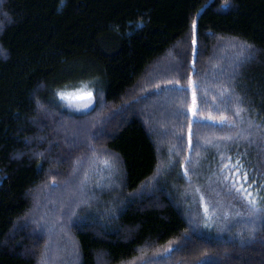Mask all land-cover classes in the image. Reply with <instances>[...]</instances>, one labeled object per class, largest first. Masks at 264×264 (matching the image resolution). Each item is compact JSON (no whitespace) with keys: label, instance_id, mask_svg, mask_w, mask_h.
I'll return each mask as SVG.
<instances>
[{"label":"trees","instance_id":"obj_1","mask_svg":"<svg viewBox=\"0 0 264 264\" xmlns=\"http://www.w3.org/2000/svg\"><path fill=\"white\" fill-rule=\"evenodd\" d=\"M226 39L250 54L236 66L240 56L220 61L209 80L207 65ZM170 52L182 59L177 70L148 79L141 94ZM192 79L198 114L210 118L189 114ZM80 86L95 104L72 118H95L88 157L104 173L83 176L97 183L99 206L112 208L79 212L75 264H264V215L223 225L199 201L188 209L179 197L192 189L207 131L234 139L242 166L254 167L252 145L264 141V0H0V264L44 263V235L25 220L36 190L69 169L47 179L60 147L47 152L45 111L61 113L60 94ZM135 100L155 101V112Z\"/></svg>","mask_w":264,"mask_h":264},{"label":"rangeland","instance_id":"obj_2","mask_svg":"<svg viewBox=\"0 0 264 264\" xmlns=\"http://www.w3.org/2000/svg\"><path fill=\"white\" fill-rule=\"evenodd\" d=\"M188 41L189 43H193L192 32L189 34ZM218 42L222 41L218 40ZM226 42L229 43L226 44L227 46L221 44L217 51L215 49L211 59L214 63L211 62L207 65V71L205 72L209 80H213L215 76H217L216 70L219 67L220 61L228 60L230 57L233 59V57L240 56L238 57L239 59L237 58V60L232 63L233 66H236L241 61L242 57L250 54L249 47L229 39H226ZM187 43L186 41L185 43L182 42V44L176 47V50L181 51V46L185 47ZM184 50L182 49V51ZM180 55L182 56V54ZM181 60H178L173 53H168L147 74L146 80L157 79L156 76L159 75V73L175 72ZM151 80L142 83L143 88L140 92L141 94L150 90L151 85H149V83ZM196 82H198L197 79L196 81L192 79L189 86V114L192 115V117L210 118L211 116L208 114H198L200 111V102L197 94L199 90L197 89ZM89 92L92 94L90 100L85 98L72 102L68 100L62 101L60 106L63 111L61 113L59 112L60 114L51 111L47 112L44 109L46 114H48V118L50 117L48 122H50L49 124L52 132L50 138L51 143L47 152L50 151L52 146L60 147L58 155H54L50 158L51 164L53 165L51 166L50 173L47 175V179L53 175L54 171L57 169L64 168L65 166L69 169L66 172L64 171V173L62 171L57 172L50 179V183H44L36 190L34 193L33 209L25 220L32 228H35L38 232H42L44 235V239H42L44 242L43 249L45 248L43 252V264H75L77 252L71 230L77 225V220L78 223L80 222V219H77L79 217V212L82 213L84 209L87 211L91 208L94 209L97 214L101 213V215H106L112 208V205L107 207V203H103L104 207L99 206L102 205V202L95 199L92 192V188H94L97 183L95 184V182H93L94 185H92L91 188L83 176V173L87 174L93 170L92 177L96 178L98 171H101L95 166L93 160L88 157L89 151H91L89 149L92 148V144H89L92 139V131L97 127L95 118L94 122L91 123L89 122L91 117H89L90 119L81 118L77 122L72 118L73 114L85 112L93 107L95 104L94 95L92 91L85 86H80L74 91L71 89L67 92H63V94H76L86 97ZM137 102L138 101L135 100V106H137ZM153 102L155 103V101H152V103ZM151 104L138 103L139 106L137 107L142 109L145 108L146 110L150 109L151 114H153L155 108H153L152 111ZM134 105L133 107H135ZM133 107H131V109ZM155 107L157 108L156 113L159 112V105ZM147 113L145 112V114ZM61 114L63 116H60ZM99 115L101 114L97 116ZM122 115L123 111L117 110L116 118H120ZM157 122L158 120L155 118V121H153L154 127L157 125ZM205 133L210 136L206 139L204 138L202 141L200 140L197 144L198 148H201L203 152L197 164L199 170L195 169L194 171L192 189H190V192L185 189L181 196H178L185 202L188 209L199 201L198 204L200 206L202 204L201 208L204 210L205 217H216L215 215H218L216 220L218 223H225L223 225L231 224H228L226 220L229 216H231L232 219L244 220L239 222V225L250 222L245 219L256 220L260 218L262 215L259 217L251 211L249 201L254 200L256 206L261 208V193L264 192V190L263 186H259L258 183L264 181V141L259 138L258 141H260V143H254L252 145L255 146L256 154H254L256 160H254V167H252L250 171H247L242 166L239 156L241 155L242 149L240 144L233 146V143H235L234 139L231 140V137L227 138L226 136H214L215 131L213 130ZM163 135L165 136L164 133ZM83 138H85L86 141ZM76 154L78 155L76 156ZM171 154L172 149L169 147L166 149L168 163L170 162ZM208 158H210L211 161H209ZM245 173L248 177L247 182L243 179ZM63 174L65 177H63ZM102 174L104 175L103 172ZM241 185H243V187H241ZM193 187L197 189L198 193L193 191ZM98 188H101V186ZM205 189L206 194L202 195ZM189 194L191 200L187 201L186 197H188ZM193 196H195L197 200L194 201L195 197L193 198ZM96 197H98V195ZM71 211L76 212L71 213Z\"/></svg>","mask_w":264,"mask_h":264},{"label":"snow or ice","instance_id":"obj_3","mask_svg":"<svg viewBox=\"0 0 264 264\" xmlns=\"http://www.w3.org/2000/svg\"><path fill=\"white\" fill-rule=\"evenodd\" d=\"M91 95L92 94L90 92L87 93L86 97H84V96H78L76 94H63V93H61L60 94V99L61 100H68L70 102L75 101V100L85 99V98H87V99L90 100L91 99ZM85 106H87V105H85ZM243 179H244L245 182H247L248 177H247V174L246 173L244 174ZM241 187H243V185H241ZM249 203H250L251 211L254 214H256L257 216L264 215V207L258 208L256 206V202L254 200H250ZM252 222L255 223L254 220Z\"/></svg>","mask_w":264,"mask_h":264}]
</instances>
